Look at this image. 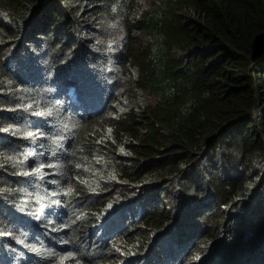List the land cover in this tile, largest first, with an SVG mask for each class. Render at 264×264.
<instances>
[{
	"label": "trees",
	"instance_id": "obj_1",
	"mask_svg": "<svg viewBox=\"0 0 264 264\" xmlns=\"http://www.w3.org/2000/svg\"><path fill=\"white\" fill-rule=\"evenodd\" d=\"M0 264H264V0H0Z\"/></svg>",
	"mask_w": 264,
	"mask_h": 264
},
{
	"label": "rangeland",
	"instance_id": "obj_2",
	"mask_svg": "<svg viewBox=\"0 0 264 264\" xmlns=\"http://www.w3.org/2000/svg\"><path fill=\"white\" fill-rule=\"evenodd\" d=\"M137 36V38H139V36L138 35H136Z\"/></svg>",
	"mask_w": 264,
	"mask_h": 264
}]
</instances>
